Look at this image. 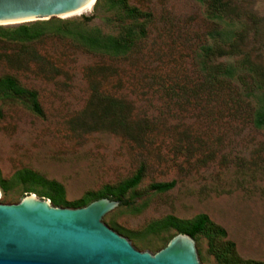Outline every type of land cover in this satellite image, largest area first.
<instances>
[{
	"label": "rangeland",
	"instance_id": "1",
	"mask_svg": "<svg viewBox=\"0 0 264 264\" xmlns=\"http://www.w3.org/2000/svg\"><path fill=\"white\" fill-rule=\"evenodd\" d=\"M127 1L151 13L152 22L147 38L126 59L49 38L33 47L38 59L14 64L6 57L15 59L18 49L0 43V78L15 77L36 91L44 112L38 117L18 101L0 100V178L10 185L6 195L0 189V204H17L28 194L44 198L26 193L17 182L24 170L57 181L66 201L74 203L119 186L145 165L143 182L127 194L133 206L103 218L109 228L115 224L122 232L112 229L137 250L155 254L178 233L170 228L150 232L152 223L205 214L226 231L240 258L264 262V129L253 124L257 102L247 91L252 80L234 81L230 91L217 96L209 93L197 61L216 28L205 4ZM96 3L61 20L94 16L86 28L117 34L116 24L108 22L112 12L106 1ZM234 9L231 17L243 24L238 42L226 43L232 54L217 62L239 66L249 55L264 90V0H234ZM113 103H119L116 114ZM120 103L131 110L136 139L108 126L122 114ZM170 182L176 185L169 192L150 189ZM195 242L202 264H219L203 237Z\"/></svg>",
	"mask_w": 264,
	"mask_h": 264
},
{
	"label": "trees",
	"instance_id": "2",
	"mask_svg": "<svg viewBox=\"0 0 264 264\" xmlns=\"http://www.w3.org/2000/svg\"><path fill=\"white\" fill-rule=\"evenodd\" d=\"M101 1L97 0L96 6ZM104 1H106L109 10L112 12L108 22L109 24H116L117 34H104L98 29L86 28L85 25L88 26L93 22L94 16L86 17L82 22L51 19L49 21L21 24L15 28L0 27V43L18 49L15 59L8 56L6 57L7 62L19 64L18 62H27V59L35 61L38 57L34 54L33 47L49 38L69 40L71 44L90 54L113 60L126 59L147 38V30L152 22V14L131 6L127 0ZM198 1L206 5L209 18L214 23L216 22V28L211 34L212 44L202 45L197 55L199 72L204 74L210 84L209 93L217 96L224 91H230L229 86L234 81L243 82L245 79H251L252 82L247 84L249 85L247 91L257 102L256 109L253 112V124L257 129H264V90L261 85L259 67L250 61L249 55L245 56L244 62L239 66L232 63L217 62L232 54L225 50L224 45L232 43L234 40L238 42V31L240 26H243L239 19L234 20L231 17L235 14L234 0ZM243 32H246V27H243ZM234 47L236 48V45L231 44V48ZM0 100L18 101L32 114L38 117L44 116L37 92L23 87L15 77L5 76L0 78ZM112 105L114 113H118L119 103H113ZM120 108L123 110L122 114L119 115L118 119L111 121L108 126L110 128H121L127 132L129 139H136L135 135L137 133L134 131L133 122L130 119V108L123 103H120ZM141 124L142 122H138L137 127L140 128ZM143 124L145 125L146 121ZM145 174L146 167L142 165L133 177L119 186L107 187L97 194H88L74 203L66 201L63 185L57 181H48L30 170L19 172L16 180L24 186L26 193H35L44 197L52 201L54 206L81 208L93 201L109 198L119 201V207L131 208L133 203L127 199V194L143 182ZM175 185V182L157 183L151 185L150 189L158 193H166L171 191ZM9 186L7 181L0 178V189L5 195L9 191ZM112 226L118 232L121 231L115 224H112ZM169 228L176 230L178 234L190 235L195 241L199 237H203L208 243V253L214 256L219 264H264V262L248 261L240 258L235 244L227 241L226 231L212 222L205 214H201L192 220H180L174 216H168L161 221L152 223L148 230L160 233L169 230Z\"/></svg>",
	"mask_w": 264,
	"mask_h": 264
},
{
	"label": "water",
	"instance_id": "3",
	"mask_svg": "<svg viewBox=\"0 0 264 264\" xmlns=\"http://www.w3.org/2000/svg\"><path fill=\"white\" fill-rule=\"evenodd\" d=\"M94 3L0 0V26L63 19ZM119 205L102 198L81 208L61 207L34 194L17 204H0V264H202L196 242L187 234H177L155 254L137 250L103 222Z\"/></svg>",
	"mask_w": 264,
	"mask_h": 264
},
{
	"label": "bare ground",
	"instance_id": "4",
	"mask_svg": "<svg viewBox=\"0 0 264 264\" xmlns=\"http://www.w3.org/2000/svg\"><path fill=\"white\" fill-rule=\"evenodd\" d=\"M94 3V0H92V4Z\"/></svg>",
	"mask_w": 264,
	"mask_h": 264
}]
</instances>
